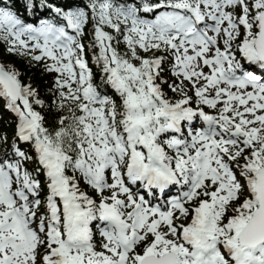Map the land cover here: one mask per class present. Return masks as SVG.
<instances>
[{
  "label": "snow or ice",
  "instance_id": "snow-or-ice-1",
  "mask_svg": "<svg viewBox=\"0 0 264 264\" xmlns=\"http://www.w3.org/2000/svg\"><path fill=\"white\" fill-rule=\"evenodd\" d=\"M0 264H264V0H0Z\"/></svg>",
  "mask_w": 264,
  "mask_h": 264
}]
</instances>
